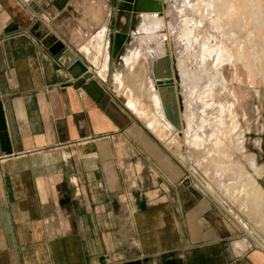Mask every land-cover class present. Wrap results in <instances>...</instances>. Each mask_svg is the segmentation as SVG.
Listing matches in <instances>:
<instances>
[{
    "label": "crops",
    "instance_id": "0c3cea01",
    "mask_svg": "<svg viewBox=\"0 0 264 264\" xmlns=\"http://www.w3.org/2000/svg\"><path fill=\"white\" fill-rule=\"evenodd\" d=\"M114 12L0 0V264H264L100 76L96 34L106 26L109 71L137 26L114 58ZM37 20L59 56L30 33ZM75 62L93 77H73Z\"/></svg>",
    "mask_w": 264,
    "mask_h": 264
},
{
    "label": "bare ground",
    "instance_id": "6f19581e",
    "mask_svg": "<svg viewBox=\"0 0 264 264\" xmlns=\"http://www.w3.org/2000/svg\"><path fill=\"white\" fill-rule=\"evenodd\" d=\"M185 5L190 7L193 17L183 15ZM153 16L151 29L143 28L144 33L139 36L141 46L124 55L122 69L115 73L116 81L124 85L128 107L139 113L152 130L160 132L161 124L165 123L171 135H166L164 140L177 147V142L188 140L191 126L186 123L187 99L181 97L182 87L190 81L198 83L204 79L206 84L196 92L204 112L202 123L213 130V154L204 156L203 161H209V167L219 176L232 173L233 152L243 153L246 147L243 138L246 130L251 129L249 124L246 127L242 124L238 90L247 83L260 96L259 89L264 88V20L260 19L264 17V5L260 0H172L162 14L153 13ZM106 30L104 26L95 36L92 47L96 60L101 59ZM166 55L171 56L175 87L180 96V131L167 119L156 83L157 78L169 75ZM103 60L102 76H105L107 54ZM224 65L233 69L231 81L226 79ZM222 95L226 99L217 103L216 98ZM154 108L158 113H154ZM256 112L260 114L259 107ZM244 119L249 120L246 112ZM200 132L202 135L204 131ZM200 138L195 134L192 143L203 144L205 139ZM260 143L259 138L254 141L257 147ZM252 167L258 177L263 176L264 164L254 163ZM237 175V181L229 188L213 180L208 172L202 176L201 183L212 191L218 189L220 197L243 202L247 211L252 212L255 225L264 229V189L242 166Z\"/></svg>",
    "mask_w": 264,
    "mask_h": 264
},
{
    "label": "rangeland",
    "instance_id": "374dc122",
    "mask_svg": "<svg viewBox=\"0 0 264 264\" xmlns=\"http://www.w3.org/2000/svg\"><path fill=\"white\" fill-rule=\"evenodd\" d=\"M164 2H165L164 10H166L167 7L170 6L172 0H164ZM260 4L264 5V0H260ZM183 15L186 17H190V16L193 17L189 6L187 5L184 6ZM154 17L155 16H153V13L148 12L147 14H143L140 20L137 19L134 20L133 25L134 26L137 25V26L136 29H134L133 40L131 41V44L128 46L125 52L122 53L117 63H115L111 69L109 68V71L107 69V71L105 72V76H102L104 74L101 65H102V61H104L103 59L105 58V55L107 54L109 56V54L106 51V45L105 47H103V50L101 51L102 56L101 59L100 58L98 59L99 61L96 60V58L91 54L93 52L89 54L92 62L98 68L100 67L98 70L100 76L102 78H106L107 76L106 80L108 81L110 88L113 90V92H115L120 98L124 100L127 108H129L127 103L128 96L124 89V85L123 86L119 85V82L116 81L115 73L117 69H122V64L124 63V59H123L124 55H127L129 51H135L136 48H139L141 46V40L139 39V36L141 35V33H144L143 28L147 30L149 28L151 29ZM260 19L263 21L264 17H261ZM96 62L98 64H96ZM108 67L109 66L107 64V68ZM222 68L224 70L226 79L228 81H231L232 73H233L232 67H230L229 65H224ZM124 75L127 77V72ZM205 84L206 83H204V79H203L202 82L198 81V83L197 81H193V82L190 81L186 85H183L182 87L181 97H183L184 100L185 98L187 99L186 123L187 122L190 123L191 126L190 129L188 128L189 131H187L188 140L186 141L184 140V142H182L181 140V142L179 143L177 142L176 143L177 147H173L172 143H167L164 140L166 135H171V131L169 130V128L165 127L166 126L165 123L161 124L160 132L157 131L156 129L152 130L151 128L147 127L145 119L141 117L139 113L133 112L130 108L129 110H131L134 113L137 119H139L142 123L146 125V127L165 146V148L169 150L170 153H172V155L175 156V158L180 162V164H182L185 167L187 180L191 184L192 189L198 194L209 197L215 203L218 209L222 212L223 217L231 220L237 226H239L241 231L238 233L239 235L238 240L235 241V244L237 241H239V244H242L244 249H246L249 245L252 244L257 248L264 250V229H261L255 225L252 212L247 211L246 207H244L243 202L231 201L226 199L225 197H220L218 189L217 191H212L211 189L205 187L201 183L202 176L204 175V173L208 172L213 180H218L219 182L223 183L225 187L229 188V185H233L237 181L238 179L237 174L240 167L242 166L246 172L250 173L253 177L257 179V181L264 189V174L263 176L258 177L252 167V164L254 163H257L258 165L264 164V88L261 87L259 89L260 96L257 95L254 89L252 87H249L247 83L244 86H242L241 90H238L240 96L238 109L241 114V121L244 127H246L247 124H249L251 129L246 130L245 132V136L243 139L245 141L246 147L243 153L238 151L233 152L234 155L232 156V165H233L232 173L229 171L219 176L214 173L211 167H209V163H210L209 161L208 163L206 161H203L204 156L207 157L208 155L213 154L212 137H211L213 135V130L209 127L206 128L207 123L206 124L205 122H203L204 124L202 123V121H204L203 120L204 112L202 110V107L199 106L201 103L198 102L200 100L196 92L198 88H201ZM192 91L193 92L195 91L194 94ZM223 96L224 95H222V98L217 97L216 102L217 103L223 102L226 99V96L225 98H223ZM258 107L260 109L259 115L256 112V109ZM153 110L152 113L153 112L158 113L156 111L157 109L154 108ZM245 112L248 115L249 118L248 121L244 119ZM202 126L204 127L201 128ZM197 127L199 129H197ZM200 131H204L202 132V135ZM195 134L199 135L201 137L200 138L201 140L205 139V142L201 145L193 144L192 141ZM258 138L260 139L261 142L260 147H257L254 144V141L257 140ZM239 139H240L239 141L242 140V138ZM236 248L238 247L236 246ZM237 251H239V248Z\"/></svg>",
    "mask_w": 264,
    "mask_h": 264
},
{
    "label": "water",
    "instance_id": "95a60500",
    "mask_svg": "<svg viewBox=\"0 0 264 264\" xmlns=\"http://www.w3.org/2000/svg\"><path fill=\"white\" fill-rule=\"evenodd\" d=\"M111 6L115 10L113 20L115 21V36L113 57L118 58L127 39L132 34L133 22L137 18H142L143 14L159 13L164 11V0H111ZM30 33L48 48L54 56H59L66 49L65 44L59 40L42 20H37L32 26ZM169 75L157 78V87L163 102L164 112L167 119L175 126L177 130L182 129V120L180 113V97L175 87L171 56L166 55ZM73 77L83 75L84 78H92L91 72L84 71V66L75 62L69 70ZM177 77V75H176Z\"/></svg>",
    "mask_w": 264,
    "mask_h": 264
},
{
    "label": "built area",
    "instance_id": "2783aa9c",
    "mask_svg": "<svg viewBox=\"0 0 264 264\" xmlns=\"http://www.w3.org/2000/svg\"><path fill=\"white\" fill-rule=\"evenodd\" d=\"M23 2H28L29 0H22Z\"/></svg>",
    "mask_w": 264,
    "mask_h": 264
}]
</instances>
